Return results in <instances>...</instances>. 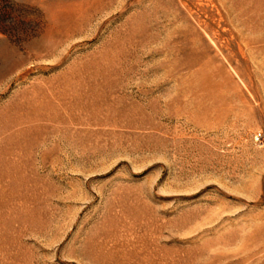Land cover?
Instances as JSON below:
<instances>
[{"label":"rangeland","instance_id":"1","mask_svg":"<svg viewBox=\"0 0 264 264\" xmlns=\"http://www.w3.org/2000/svg\"><path fill=\"white\" fill-rule=\"evenodd\" d=\"M264 0H0V264H264Z\"/></svg>","mask_w":264,"mask_h":264},{"label":"built area","instance_id":"2","mask_svg":"<svg viewBox=\"0 0 264 264\" xmlns=\"http://www.w3.org/2000/svg\"><path fill=\"white\" fill-rule=\"evenodd\" d=\"M257 141L264 147V136L262 134H258L256 137Z\"/></svg>","mask_w":264,"mask_h":264}]
</instances>
